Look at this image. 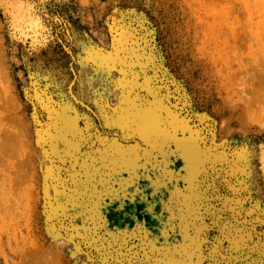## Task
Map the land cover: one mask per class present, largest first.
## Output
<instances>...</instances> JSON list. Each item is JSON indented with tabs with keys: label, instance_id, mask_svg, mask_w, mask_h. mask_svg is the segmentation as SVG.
I'll return each mask as SVG.
<instances>
[{
	"label": "rangeland",
	"instance_id": "374dc122",
	"mask_svg": "<svg viewBox=\"0 0 264 264\" xmlns=\"http://www.w3.org/2000/svg\"><path fill=\"white\" fill-rule=\"evenodd\" d=\"M242 1L0 0V264H264V25ZM137 109L164 131L115 119ZM174 125L199 161L159 184Z\"/></svg>",
	"mask_w": 264,
	"mask_h": 264
},
{
	"label": "bare ground",
	"instance_id": "6f19581e",
	"mask_svg": "<svg viewBox=\"0 0 264 264\" xmlns=\"http://www.w3.org/2000/svg\"><path fill=\"white\" fill-rule=\"evenodd\" d=\"M243 4V8L242 10V14L246 15L247 18V22L248 21H254V24H256L257 28H262V25H264V0H243L242 1ZM264 27V26H263ZM258 35V40L259 42H257V44L259 45V51L255 56V61L257 63V75H258V82H257V86L256 89L253 90L252 92V97L251 99L254 98H259L260 95L263 93V99H264V90L260 89V84H264V43H261V38H264L263 33H264V28H263V32L259 31ZM247 36V35H246ZM244 36V39H247L248 36L246 37ZM207 58V57H206ZM213 58V57H212ZM208 59V58H207ZM251 87H252V83H251ZM258 87V89H257ZM244 109V108H243ZM123 113V114H122ZM125 113V114H124ZM128 113V114H127ZM247 113V114H246ZM253 115V112L251 111V109H244L241 112V117L243 119H247L246 117H250ZM130 117H132L134 119L135 123H138L140 126V129L147 128L151 131V133L153 134V137L156 138L157 136V131H161L163 132L165 127H164V123L158 121V119H156V116L150 111V110H141V109H137V110H133L131 112V114L129 115L128 110H123L121 112H119V114L115 117V119H120L123 121H126L127 118L130 119ZM169 126V125H168ZM167 126V128H168ZM175 131L173 134H170L171 136L167 135V134H163L162 138H163V150H169L171 148H174V150H176L179 153V158H181V161L179 162H175L172 163L173 166L169 167L170 173H166L165 175H163L162 177L158 176L157 174L155 176L152 177V180H154L155 182L161 184L162 181H165L167 179L170 178H175L173 176H171L172 173L174 172H182L185 169L186 165H191L193 166V169L195 168V164L198 163L199 158L196 156V153L194 152L195 147H194V143L193 141L188 138V136L184 135L182 133V131L178 128L177 125L173 126ZM154 139V138H153ZM63 144L64 146L67 147H71V144L63 139ZM2 147H5V150L7 148V144H3ZM4 150V149H3ZM122 151H118V156H116V159L118 160H124L125 163L131 165L133 167V171L134 172H140L141 167L138 165V155L135 153H132L131 151H123V149H119ZM7 151V150H6ZM129 153V154H127ZM115 158V157H114ZM188 163V164H186ZM192 169V170H193ZM123 187V198L124 199H128V193L126 191L125 186ZM147 217L149 219H152L155 221V225L158 227L159 225H162L166 218V216L164 214H158V213H154V212H148L147 213ZM157 223V224H156ZM27 250V249H24ZM24 250L19 249L16 250L15 252V256L17 257L18 261L16 262V264H30L29 259L31 258V256H35V251H31L26 253ZM171 262H174L175 259L171 258L170 259ZM10 262H6V264H9ZM41 264H49V262L44 261Z\"/></svg>",
	"mask_w": 264,
	"mask_h": 264
}]
</instances>
